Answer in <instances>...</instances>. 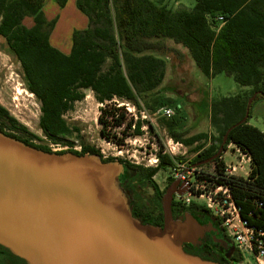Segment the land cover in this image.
Listing matches in <instances>:
<instances>
[{"label": "trees", "instance_id": "16d2710c", "mask_svg": "<svg viewBox=\"0 0 264 264\" xmlns=\"http://www.w3.org/2000/svg\"><path fill=\"white\" fill-rule=\"evenodd\" d=\"M44 1L0 0V36L19 62L27 90L39 102V127L50 138H61L71 132L63 114L84 98L86 89L104 105L97 117L102 125L99 130L102 138L116 143L123 139H115L106 130L108 117L115 125L126 121L128 129L134 126V135L141 134V121H127V112H118L120 106L111 101L124 99L137 105L141 97L161 84L166 62L152 52L162 51L167 41L184 48L203 76L209 78L222 72L233 76L240 87H251L248 95L234 94L211 102L210 121L218 133L219 145L211 143L195 156L194 163L216 153L228 128L243 118L247 101L253 94H257L254 100L264 97V0H193L191 8L175 10L152 0H76L87 25L72 32L68 53L59 51L50 42L54 21L46 19ZM56 1L60 6L66 2ZM217 16H222L223 21H217ZM26 17L32 18L30 26L23 23ZM249 117L250 109L246 122L228 132L223 152L208 163L213 164L212 171H202L199 179L213 186H227L241 218L249 226L264 229V132L249 124ZM161 121L169 137L184 145H192L205 137L203 134L183 137L171 119L163 117ZM0 131L36 149L53 152L46 145L33 143L37 136L1 105ZM126 135L123 132V137ZM229 145L249 157L246 177L226 174L222 154ZM195 149L198 151L199 146ZM65 152L95 154L102 161L113 160L104 159L98 149L89 145H83L80 152L66 149L55 153ZM157 158L156 166L163 169L176 162L162 150L158 151ZM125 163L136 175L143 173L139 180L144 179L155 188L150 178L155 168ZM136 181L135 176L137 187ZM175 206L206 215L219 226L202 206L194 203L188 206L175 203ZM142 209L148 213V205ZM240 259L235 250L224 264H236ZM0 264L26 262L0 246Z\"/></svg>", "mask_w": 264, "mask_h": 264}, {"label": "water", "instance_id": "95a60500", "mask_svg": "<svg viewBox=\"0 0 264 264\" xmlns=\"http://www.w3.org/2000/svg\"><path fill=\"white\" fill-rule=\"evenodd\" d=\"M195 163H209L220 153ZM264 126V118H263ZM123 165L95 154L49 153L0 131V245L26 264H218L187 253L215 230L190 212L174 219L175 194L189 189L174 178L161 196L163 225L144 224L132 216L119 185Z\"/></svg>", "mask_w": 264, "mask_h": 264}, {"label": "rangeland", "instance_id": "374dc122", "mask_svg": "<svg viewBox=\"0 0 264 264\" xmlns=\"http://www.w3.org/2000/svg\"><path fill=\"white\" fill-rule=\"evenodd\" d=\"M188 1V0H186ZM43 12L48 21H54L51 44L59 51L67 53L70 50L71 34L74 30H81L87 23L83 15L76 7V0H66L64 6H60L56 0H45ZM23 23L32 24V18L26 17ZM51 34V33H50ZM51 41V40H50ZM154 55L166 62L165 76L161 84L153 91L145 94L138 100L137 105L124 99L115 98L120 106L118 112H127V121H141V134L134 135L133 127L128 129L126 121L121 125H115L110 117L106 130L116 138H123L119 143L108 141L99 134L101 124L97 117L100 108L104 105L97 102L94 93L84 90V98L73 104L70 110L63 114L66 125L71 130L69 134L61 138H50L39 127L40 105L31 94L23 79L21 66L15 56L10 52L3 37L0 36V105L20 124L24 125L31 133L37 136L33 139L35 144L50 145L60 143L61 146L89 145L99 150L105 158L122 160L130 164L140 165L143 168H155L150 178L155 188L146 180H139L143 173H137V190L144 201L152 200L162 194L171 177L170 168L155 166L158 161L159 150L181 160L187 168L194 164L193 159L202 150L217 141L218 133L210 121V104L213 100L234 94L248 95L251 87H240L233 76L225 73H216L212 77H205L194 65L186 50L167 41L162 51H153ZM170 108L173 114L168 117L172 120L177 131L183 133V137L203 134L200 140L192 145H184L177 148L161 119L162 109ZM264 97L254 100L250 107L248 123L264 132ZM123 132L128 134L123 137ZM127 140L124 142L123 140ZM123 142V143H122ZM120 143L124 144L123 146ZM127 143V144H126ZM196 146H199L196 151ZM222 154L227 163L240 159L239 154L229 149ZM118 154V155H115ZM200 166V165H199ZM204 172H211L213 164L200 166ZM199 203V202H198Z\"/></svg>", "mask_w": 264, "mask_h": 264}, {"label": "built area", "instance_id": "2783aa9c", "mask_svg": "<svg viewBox=\"0 0 264 264\" xmlns=\"http://www.w3.org/2000/svg\"><path fill=\"white\" fill-rule=\"evenodd\" d=\"M216 20L223 21V18L222 16H217ZM172 114L173 112L170 108L162 109L163 117L168 118ZM132 127L134 126L132 125ZM123 141L126 142L127 140L124 139ZM122 143H120L121 146L124 145ZM173 145L177 148L183 147V144L180 142H175ZM48 147L53 152L66 149L80 152L82 146H70L67 144L61 146L60 143H52ZM234 149V152L239 154L240 159L227 163L224 161L225 172L227 175L246 177L249 172L250 159L236 147ZM102 157L105 158V156ZM153 161H158V158L155 157ZM184 165L185 163L180 160L174 162V165L171 167L172 178H179L180 181H186L189 184L187 192L182 195L175 194V202L182 206L194 203L208 210L210 215L223 229L226 238L232 242L235 250L240 254L241 259L236 264H264V229L249 226L241 218L239 208L227 186H213L205 179H199L203 170H201L199 165H195V163L190 164L187 168H184Z\"/></svg>", "mask_w": 264, "mask_h": 264}, {"label": "flooded vegetation", "instance_id": "af4514ba", "mask_svg": "<svg viewBox=\"0 0 264 264\" xmlns=\"http://www.w3.org/2000/svg\"><path fill=\"white\" fill-rule=\"evenodd\" d=\"M117 161L120 162V160ZM120 163L123 165V172L119 175L118 178L119 185L128 199L132 216L139 219L140 221H143L144 223H149L161 227L163 225L162 211L160 214L161 198L159 200L158 197L154 196L152 200L145 202L138 192L134 182L136 172L132 170V168L125 162ZM174 198L172 204V215L174 219L183 216L185 212H190L200 224H207L211 222L212 226L215 228L214 231L210 230L205 232L197 245L184 243V251L193 255H197L204 259L215 261L218 264H224L225 261H229L228 259L231 255H233L235 248L232 242L228 238H226L223 229L220 226L215 225V222L209 219L206 215L201 216L199 213L194 212L190 208L181 209L180 207H176ZM143 205H148V213H146L147 211L145 212V210L142 209ZM151 209H154V212H151Z\"/></svg>", "mask_w": 264, "mask_h": 264}, {"label": "crops", "instance_id": "0c3cea01", "mask_svg": "<svg viewBox=\"0 0 264 264\" xmlns=\"http://www.w3.org/2000/svg\"><path fill=\"white\" fill-rule=\"evenodd\" d=\"M152 1L160 3L162 5H165V6H167L168 8H170L172 10L179 9V8H191L194 5V1L193 0H188V1H186V0H152ZM86 25H87V23H86ZM86 25L83 27V29L86 27ZM53 36H54V34H53V30H52L51 34H50V40H51L50 42H52L51 38ZM178 47H181V46L178 45ZM183 49L184 48H182V51H183ZM229 147H230L229 149L232 152L233 151L232 149H233L234 146L233 145H229Z\"/></svg>", "mask_w": 264, "mask_h": 264}]
</instances>
